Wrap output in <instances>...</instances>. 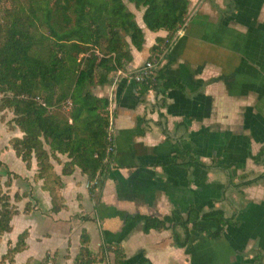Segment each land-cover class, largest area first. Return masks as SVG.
<instances>
[{"label":"crops","instance_id":"0c3cea01","mask_svg":"<svg viewBox=\"0 0 264 264\" xmlns=\"http://www.w3.org/2000/svg\"><path fill=\"white\" fill-rule=\"evenodd\" d=\"M136 9L145 32L143 48L132 46L133 59L126 67L112 71L111 80L94 89L110 100L116 149L115 165L93 191L88 175L76 167L62 174L67 206L52 211L50 191L43 179H35L36 158L28 166L9 144V137L20 131L2 125L0 179L9 170L17 172L11 193L26 190L28 195L17 202L21 211L12 218L0 254L8 239L15 244L27 229L26 247L9 264H40L55 251L53 264H73L86 229L92 251L119 242L127 264H264V0H190L186 22L158 59L164 77L183 87L165 93L143 89L126 76L148 59L157 37L167 34L166 29H149L143 8ZM187 149L213 167L171 163ZM54 164L61 173L62 165ZM27 201L35 208L24 212ZM217 208L235 215L236 223L227 224L216 238L193 231L183 246L174 242L171 228L145 232L143 221L129 218L177 209L192 220ZM199 222L216 225L214 220ZM177 231L183 239V227ZM113 259L112 253L94 264H112Z\"/></svg>","mask_w":264,"mask_h":264},{"label":"trees","instance_id":"16d2710c","mask_svg":"<svg viewBox=\"0 0 264 264\" xmlns=\"http://www.w3.org/2000/svg\"><path fill=\"white\" fill-rule=\"evenodd\" d=\"M127 1L138 9L143 8V20L149 29L167 30L150 48L148 59H160L186 22L190 0H13L11 5L0 3L2 106L13 108L14 120L24 133L13 136L10 141L28 166L36 158L35 179H43L44 188L50 191L52 211L67 206L62 193V174H71L80 167L88 175V186L93 191L99 177L106 176L115 165V136L110 137V100L94 89L109 82L112 71L126 67L133 59L132 46L142 49L146 41L144 29ZM138 83L143 89L155 87L163 93L170 87H183L179 80L166 79L162 68H157L148 82ZM54 160L62 164L61 173L55 169ZM171 163L184 168L194 164L213 167L200 160L191 149L175 155ZM16 176H19L17 172L9 171L7 179H0V246L4 234L13 229V216L21 211L17 202L28 195L26 190L12 194L10 188L4 189V185L11 186ZM229 179L232 183L230 170ZM33 208L35 205L27 201L23 211ZM129 218L143 221L145 232L151 228H171L174 242L180 246L192 239L193 231L206 232L216 238L227 224L236 223L235 215L228 217L221 208L198 213L192 220L189 216L183 217L177 209L163 216L136 213ZM200 218L214 220L216 225L200 224ZM178 226L185 231L183 239ZM27 236V229L19 233L17 242L1 255L0 264L14 261L16 253L26 247ZM90 240V233L83 229L73 264H94L109 259L112 253V264H127L121 243L106 242L94 252ZM56 257V251L48 252L40 264H53Z\"/></svg>","mask_w":264,"mask_h":264},{"label":"rangeland","instance_id":"374dc122","mask_svg":"<svg viewBox=\"0 0 264 264\" xmlns=\"http://www.w3.org/2000/svg\"><path fill=\"white\" fill-rule=\"evenodd\" d=\"M128 2V1H127ZM0 3H1V5H11L12 3H13V0H0ZM128 5L130 6V8L133 10H137L136 9V7L135 6H133V4H131V3H129L128 2ZM3 95H4V92L3 91H1L0 90V133H1V131H2V125L4 124V123H6V126L8 127V129L9 130H14V131H16V132H14V133H18L19 131H20V134H14V135H12V136H10L9 137V144L13 147V145H12V143H11V138L13 137V136H22L24 133H23V131L20 129V127L16 124V122H15V120H14V117H15V113H14V110H13V108H11L10 106H2V97H3ZM19 129V130H18ZM64 159V158H63ZM0 167H2L3 165H4V160L0 157ZM27 164V163H26ZM62 165V164H61ZM6 171H7V169H6ZM9 171H12L13 172V170H9ZM9 171H8V173H9ZM15 172V171H14ZM8 177V176H7ZM7 177L5 178V179H7ZM17 177V176H16ZM3 181V180H2ZM4 187V189H8V188H10V187H7V185H4L3 186ZM11 190V189H10ZM25 191V190H24ZM21 192V191H20ZM23 192V191H22ZM6 234V233H5ZM4 234V235H5ZM4 237V236H3ZM9 241H8V248L10 247V246H12L13 244H12V240L11 239H8ZM7 248V249H8ZM7 251V250H6ZM5 251V252H6ZM4 252V253H5ZM3 254V253H2ZM2 254H0V257H1V255ZM10 263V262H9ZM8 263V264H9Z\"/></svg>","mask_w":264,"mask_h":264},{"label":"built area","instance_id":"2783aa9c","mask_svg":"<svg viewBox=\"0 0 264 264\" xmlns=\"http://www.w3.org/2000/svg\"><path fill=\"white\" fill-rule=\"evenodd\" d=\"M158 63L159 61L152 60V59H147L142 65L139 67L128 70L126 76L133 78L136 82H148L152 75L154 74L155 70L158 68ZM121 71V70H120ZM122 72V71H121ZM115 136V131L113 128V121L110 129V137ZM112 146L110 147V149Z\"/></svg>","mask_w":264,"mask_h":264}]
</instances>
